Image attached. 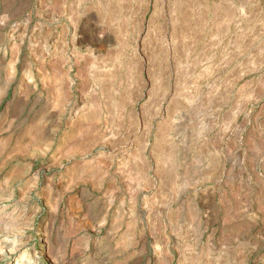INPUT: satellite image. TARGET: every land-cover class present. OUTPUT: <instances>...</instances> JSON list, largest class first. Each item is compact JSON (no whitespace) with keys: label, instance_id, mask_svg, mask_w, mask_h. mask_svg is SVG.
I'll return each mask as SVG.
<instances>
[{"label":"rangeland","instance_id":"1","mask_svg":"<svg viewBox=\"0 0 264 264\" xmlns=\"http://www.w3.org/2000/svg\"><path fill=\"white\" fill-rule=\"evenodd\" d=\"M21 263L264 264V0H0Z\"/></svg>","mask_w":264,"mask_h":264},{"label":"bare ground","instance_id":"2","mask_svg":"<svg viewBox=\"0 0 264 264\" xmlns=\"http://www.w3.org/2000/svg\"><path fill=\"white\" fill-rule=\"evenodd\" d=\"M23 259H24V258H23ZM23 259H22V260H23ZM20 260H21V259H20ZM21 264H22V263H21ZM23 264H25V263H23Z\"/></svg>","mask_w":264,"mask_h":264}]
</instances>
